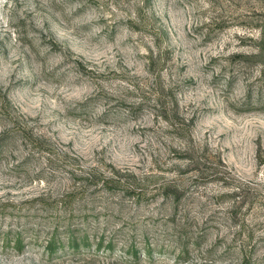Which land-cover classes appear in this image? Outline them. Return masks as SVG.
I'll return each mask as SVG.
<instances>
[{"label":"rangeland","instance_id":"1","mask_svg":"<svg viewBox=\"0 0 264 264\" xmlns=\"http://www.w3.org/2000/svg\"><path fill=\"white\" fill-rule=\"evenodd\" d=\"M0 264H264V0H0Z\"/></svg>","mask_w":264,"mask_h":264}]
</instances>
